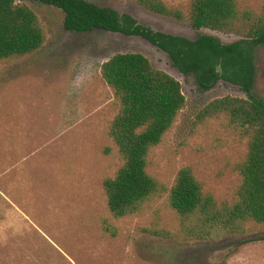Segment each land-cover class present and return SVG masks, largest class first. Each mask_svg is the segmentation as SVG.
Returning a JSON list of instances; mask_svg holds the SVG:
<instances>
[{
	"label": "rangeland",
	"instance_id": "374dc122",
	"mask_svg": "<svg viewBox=\"0 0 264 264\" xmlns=\"http://www.w3.org/2000/svg\"><path fill=\"white\" fill-rule=\"evenodd\" d=\"M127 12L151 28L189 39L201 34L233 43L242 37L153 13L133 0H90ZM186 5L189 0H165ZM260 8L264 0H244ZM46 41L37 51L0 62V264H264V226L215 240H174L145 228H175L178 216L167 192L140 212L115 219L103 180L121 161L107 130L116 113L101 64L117 52H141L177 78L186 105L149 156V172L171 187L177 171L191 167L203 190L230 199L240 181L236 165L246 141L224 117L203 107L225 95L247 96L220 79L208 90L182 73L167 52L141 36L103 29L74 32L62 10L37 1ZM254 93L264 98V45L255 50ZM107 149H109L107 151ZM117 227L104 232L103 221Z\"/></svg>",
	"mask_w": 264,
	"mask_h": 264
},
{
	"label": "trees",
	"instance_id": "16d2710c",
	"mask_svg": "<svg viewBox=\"0 0 264 264\" xmlns=\"http://www.w3.org/2000/svg\"><path fill=\"white\" fill-rule=\"evenodd\" d=\"M28 1L0 0V62L31 54L46 41L45 27ZM31 1L62 10L64 27L70 31L103 29L145 38L167 52L182 73L194 75L201 91L225 79L247 94L217 97L201 110L205 117L226 118L246 141L244 157L236 165L240 181L232 197L219 200L205 192L188 166L177 171L168 188L149 172V156L186 105L182 84L141 52H117L105 60L101 76L111 88L117 108L107 133L121 164L103 180V189L115 219L140 212L144 204L167 192L178 223L175 228L144 229L153 235L215 240L244 234L252 223L264 226V98L254 93L255 50L264 45V3L254 8L244 0H189L186 5L133 0L153 13L189 21L196 29L242 37L222 43L206 34L192 40L155 30L130 13L90 0ZM102 228L112 236L117 233V227L106 220Z\"/></svg>",
	"mask_w": 264,
	"mask_h": 264
}]
</instances>
